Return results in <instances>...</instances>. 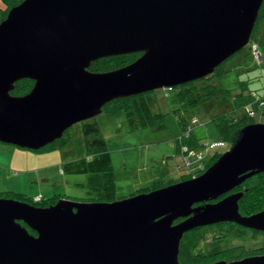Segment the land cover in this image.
Listing matches in <instances>:
<instances>
[{
  "label": "water",
  "instance_id": "1",
  "mask_svg": "<svg viewBox=\"0 0 264 264\" xmlns=\"http://www.w3.org/2000/svg\"><path fill=\"white\" fill-rule=\"evenodd\" d=\"M262 2L21 0L0 21V142L38 150L114 99L210 75L249 43ZM136 52L121 67L90 69ZM23 78L32 88L12 95ZM262 171L264 123L254 122L202 173L147 192L45 207L0 198V264H183L180 241L193 228L264 230V209L243 216V192L225 195ZM207 264H264V255Z\"/></svg>",
  "mask_w": 264,
  "mask_h": 264
},
{
  "label": "rangeland",
  "instance_id": "2",
  "mask_svg": "<svg viewBox=\"0 0 264 264\" xmlns=\"http://www.w3.org/2000/svg\"><path fill=\"white\" fill-rule=\"evenodd\" d=\"M5 4L7 3H4L2 8L7 6ZM229 61L226 63L227 66L230 64ZM250 75L248 88H256L258 92H263L264 73L251 71ZM220 80L225 87L233 91L239 89L237 73L234 71L222 75ZM189 86L177 85L173 86L172 90H168V87L158 88L135 95L128 100V104L132 106L129 109L115 112H110L107 108L103 109L100 114L69 127L63 135L64 141L58 139L51 149L37 151L0 142V198L17 199L13 193H19L31 199H35L38 195L36 197L39 199L112 201L124 198L130 192L125 182L136 180L131 178L134 176L158 173L162 176L159 179L156 177L153 181L157 180L162 184L172 180L178 181L183 174L188 173V169H194L197 162L190 156L191 164L185 167L180 156L173 159L171 155H167L171 148L168 142L161 140V135L169 134L174 138L178 137L179 115H183L184 118L196 115L201 122L193 128L194 134L208 142L216 138V130L209 118H206L215 108L206 110L202 105L189 107V96L180 95L182 87L189 88ZM250 108L256 111L254 114L251 111L249 113L252 114L255 122L264 123V103L258 109L252 105ZM243 109L244 107L238 112L243 113ZM145 110H149L152 114L158 113L159 116L147 115ZM150 122L153 124L151 125ZM101 148L108 150L113 156H111L113 162L108 170L109 173L96 177L87 170H83L82 157ZM226 149L225 147L221 150L224 152ZM141 150L144 153L139 160L135 155ZM73 155L77 158V166H83L82 168L75 170L71 167L73 161L66 162ZM124 158L126 159L125 167L122 163ZM172 160L181 166L173 169ZM104 175L119 178L113 181L121 187L115 189V186H111L115 183L103 178ZM127 177H130V180H125ZM95 182L110 186L107 192L116 191L113 195L104 196L103 190L94 185ZM140 185L137 183L136 186Z\"/></svg>",
  "mask_w": 264,
  "mask_h": 264
},
{
  "label": "trees",
  "instance_id": "3",
  "mask_svg": "<svg viewBox=\"0 0 264 264\" xmlns=\"http://www.w3.org/2000/svg\"><path fill=\"white\" fill-rule=\"evenodd\" d=\"M20 1L21 0H14L13 2L7 4L5 8L0 9V21L6 16L8 9ZM254 45L261 53V61H258L253 55ZM140 54V52H136L101 58L97 61H94L91 64L90 69L94 71H105L121 67L135 60ZM228 61L230 64L227 66L226 63ZM231 71L237 73V82L239 86V89L237 88L234 91L225 87L220 80L222 75ZM251 71H259L264 73V0L259 9L258 17L251 32L249 43L244 48L237 51L220 63L210 75L180 85L191 86H189V88L182 87V92L180 94L183 96H189V107L202 105L206 110H209L212 107L215 108L213 112L211 110L208 113L206 118H209V121H211L214 129L216 130V138L215 140L208 142V140H203L202 137H197L194 134L193 128L197 124H200L201 120L198 119L196 115L185 118L183 115H179L177 122L181 130L179 136H176L174 141L177 152L174 153L171 158L180 156L181 162L185 167H188L191 164L190 156H192L195 162H197V168L195 167L192 170L188 169V173L186 175L183 174L179 180L188 179L192 177L193 174L196 175L198 173H202L207 167H209L220 157V155L223 153L221 150L222 148L226 147V150H228L234 144L238 131L244 125L255 122L252 114H254L256 111L255 109L252 110L250 105L258 109L261 104L264 103V91L258 92V89L256 88H248V80L251 76ZM33 83V80L29 78L20 79L15 82L14 89L10 93L14 95L25 94L30 91ZM172 89L173 87L168 88V90ZM132 97L133 96L114 99L106 103L103 106V109L107 108L110 110V112H115L121 109H129L132 106L131 104H128V100H130ZM242 107H244V112L239 113L238 111ZM250 111H252V114H249ZM145 112L147 115H158V113L152 114L149 110H145ZM150 124L152 125L153 123L150 122ZM63 137L64 136H62L60 139H63L64 141ZM56 141L57 140L38 149L37 151L53 148V145ZM184 148H187L188 151H185ZM189 150L192 151L191 154L189 153ZM211 150L213 151L211 152ZM93 152L94 151L87 155L85 154L82 157V164H84V162L89 163L88 161L93 159V156L91 155ZM198 155L200 157H198ZM186 158L188 159V164L185 163ZM180 166V164L176 163L177 168ZM174 182H177V180L169 181L166 184H162L161 182L157 181L149 187L136 190L132 195L140 192H147ZM242 191L243 195L240 198L242 200L239 203V209L242 212H254L264 207V174L250 177L246 181V189ZM13 195H15L19 200L26 201L41 207L54 204L58 200L52 198H40L39 200L35 201L34 199L25 197L19 193H13ZM186 238L187 237L184 235L180 241V261L187 264L201 262L202 259L200 260V258L193 256L192 253H190V245H188L186 242Z\"/></svg>",
  "mask_w": 264,
  "mask_h": 264
},
{
  "label": "flooded vegetation",
  "instance_id": "4",
  "mask_svg": "<svg viewBox=\"0 0 264 264\" xmlns=\"http://www.w3.org/2000/svg\"><path fill=\"white\" fill-rule=\"evenodd\" d=\"M259 174L263 175L264 171L252 176ZM250 177L246 178L225 195L237 191L243 192L242 190L246 189V181ZM219 200L221 199H209L196 203L193 206L215 203ZM241 200H238V208ZM263 209L264 207L254 212H242L239 209V212L243 216H248ZM184 235L187 237L186 242L190 245V253L200 258V260L202 259L201 262L192 264H207L219 260L232 261L250 256L264 255V230L244 227L234 221H223L199 226L185 232Z\"/></svg>",
  "mask_w": 264,
  "mask_h": 264
},
{
  "label": "crops",
  "instance_id": "5",
  "mask_svg": "<svg viewBox=\"0 0 264 264\" xmlns=\"http://www.w3.org/2000/svg\"><path fill=\"white\" fill-rule=\"evenodd\" d=\"M14 0H0V9H3V4L4 3H11ZM5 4V5H7ZM153 123V122H152ZM162 128H164V126H162ZM137 129V128H135ZM181 130V129H180ZM176 138V137H175ZM175 138L172 135L169 134H163L161 135V140L168 142V145L170 146L171 150L169 151V153L167 155H173L174 153L177 152L176 146H175ZM127 149V148H125ZM127 152V151H126ZM144 151L141 150L139 151V153H137V155H135L136 158H138L139 160L141 159V157L143 156ZM93 156V159L91 161L84 162V169L83 170H87L88 172L94 174L96 177L101 175V174H106L109 173L110 171H108L110 169L111 163L113 162L112 159V155L109 154L108 150H105L104 148H101L100 150H94V152L91 154ZM166 155V156H167ZM112 156V157H111ZM170 156V157H171ZM90 159V158H88ZM173 159H176V157H173ZM67 161H73L72 164V168L77 170L82 168L83 166H77L76 162H77V158L75 155L71 156ZM174 164L173 165V169H175V160H172ZM59 163V162H58ZM124 167L126 164V159L124 158V162L122 161ZM169 170V169H168ZM162 175H159L158 173H155V175H147L144 174L140 177L134 176L131 178H136V180H130V177L125 178V180L129 179L130 182H125V186L128 188V191H130L126 196H130L132 195L136 190L141 189V188H145V187H149L150 185L154 184L156 181H153V179H155L156 177H161ZM103 178L109 179V180H115V179H119V178H115L114 176H110L108 177L107 175H104ZM120 181H123V179H120ZM115 183V185H111V186H115V189H117L118 187H121L120 185H117L118 183L116 181H113ZM137 183H140V186H136ZM147 183V184H146ZM98 188L103 190V194L105 195H113L115 193V191L113 192H107L108 187L110 186H106L104 183H96L95 184ZM38 196V195H36ZM35 196V197H36ZM124 196V197H126Z\"/></svg>",
  "mask_w": 264,
  "mask_h": 264
},
{
  "label": "built area",
  "instance_id": "6",
  "mask_svg": "<svg viewBox=\"0 0 264 264\" xmlns=\"http://www.w3.org/2000/svg\"><path fill=\"white\" fill-rule=\"evenodd\" d=\"M253 55H254V57H255L258 61H261V57H260V56H261V53L256 49V46H255V45L253 46ZM168 88H171V87H168ZM251 112H252V111H251ZM193 121H194V120H193ZM184 150H185V151H188L187 148H184ZM189 151H190L189 153L191 154L192 151H191V150H189ZM198 157H200V156L198 155ZM197 159H198V158H197ZM185 163L188 164V159H187V158L185 159ZM201 165H202V164H201ZM202 166H203V165H202ZM202 166H201V167H202ZM201 167H200V168H201ZM192 176H194V174H193ZM34 200L37 201V200H39V198H38V197H35Z\"/></svg>",
  "mask_w": 264,
  "mask_h": 264
}]
</instances>
